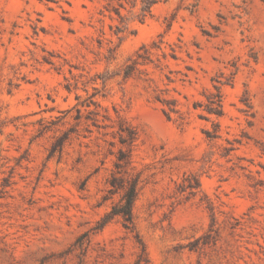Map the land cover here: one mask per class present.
<instances>
[{
    "label": "rangeland",
    "instance_id": "obj_1",
    "mask_svg": "<svg viewBox=\"0 0 264 264\" xmlns=\"http://www.w3.org/2000/svg\"><path fill=\"white\" fill-rule=\"evenodd\" d=\"M140 6L0 0V264H264V0Z\"/></svg>",
    "mask_w": 264,
    "mask_h": 264
},
{
    "label": "trees",
    "instance_id": "obj_2",
    "mask_svg": "<svg viewBox=\"0 0 264 264\" xmlns=\"http://www.w3.org/2000/svg\"><path fill=\"white\" fill-rule=\"evenodd\" d=\"M157 0H141L140 13L144 16L150 11L151 6ZM134 188L131 187L125 195L124 202L119 206L112 209L111 214H121L124 220V223H128L131 220V206L134 198Z\"/></svg>",
    "mask_w": 264,
    "mask_h": 264
}]
</instances>
